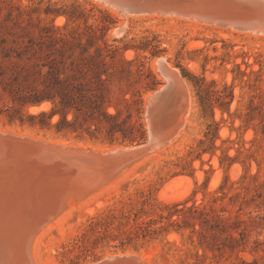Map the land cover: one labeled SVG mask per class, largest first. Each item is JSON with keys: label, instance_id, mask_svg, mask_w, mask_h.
I'll use <instances>...</instances> for the list:
<instances>
[{"label": "rangeland", "instance_id": "374dc122", "mask_svg": "<svg viewBox=\"0 0 264 264\" xmlns=\"http://www.w3.org/2000/svg\"><path fill=\"white\" fill-rule=\"evenodd\" d=\"M195 22L155 14L122 19L90 0H0V103L8 101L2 82L11 81V72L21 66L61 57L81 61L98 46L110 65L108 102L122 117L130 110L144 138L79 139L2 116L0 129L87 148L141 142L147 135L145 96L165 83L156 58L178 72L191 99L175 144L74 201L40 237V264H87L120 251L140 253L147 264H264V35ZM121 23L123 31L113 34ZM25 46L42 50L31 55ZM56 48L65 53L53 54ZM193 76L204 79L219 98L202 103ZM49 106L44 102L26 110ZM86 165L77 162L74 181L90 187L100 173ZM177 203L182 221L170 226L167 215ZM144 224L158 231L124 240Z\"/></svg>", "mask_w": 264, "mask_h": 264}, {"label": "trees", "instance_id": "16d2710c", "mask_svg": "<svg viewBox=\"0 0 264 264\" xmlns=\"http://www.w3.org/2000/svg\"><path fill=\"white\" fill-rule=\"evenodd\" d=\"M42 49L25 46L24 53L36 55ZM58 56L65 52L62 48L52 51ZM110 65L104 60L102 50L97 46L95 54L81 61L66 60L61 57L55 60L34 61L11 72V81L2 82V89L8 95L7 103H0V116L9 123H19L41 131H54L57 135H72L75 138L91 140L103 137L110 142L120 140L136 142L144 138L140 124H136L132 112L127 111L122 117L120 109L108 102L106 92L109 91L111 80ZM3 74V71L0 72ZM18 74V75H16ZM188 76L187 73H184ZM19 76L23 79L21 82ZM194 86L200 95L202 103H209L213 98L218 99L216 90L206 85L204 79L194 77ZM202 91V92H201ZM203 93V95L201 94ZM107 106H113L110 112ZM127 103L128 98H123ZM139 104L137 99H133ZM44 102H49L47 109L28 112L30 107H39ZM129 103V102H128ZM213 124H216L214 121ZM213 124H208L211 127ZM206 138H210L213 131L208 128ZM205 140H200L203 143ZM205 149H202V152ZM174 204L173 208L177 206ZM171 209L167 215L170 226H180V210ZM189 211H197L194 207ZM172 216L176 218L172 219ZM184 220V219H183ZM162 227V226H161ZM92 228V227H91ZM167 230V226L163 227ZM162 229V228H161ZM157 228L150 224L138 225L133 233L128 232L124 240L131 242L135 239H145L157 232ZM80 242L86 248L87 241L81 237ZM120 245H124L121 242Z\"/></svg>", "mask_w": 264, "mask_h": 264}, {"label": "bare ground", "instance_id": "6f19581e", "mask_svg": "<svg viewBox=\"0 0 264 264\" xmlns=\"http://www.w3.org/2000/svg\"><path fill=\"white\" fill-rule=\"evenodd\" d=\"M90 1H93L97 3L100 7L115 13L119 16V18L122 19H126L129 16L149 14L125 13L116 5H108L106 3L98 2L95 0ZM151 14L160 15L156 13ZM169 16L171 18L176 15ZM195 23L201 24L199 23V21ZM123 29L124 27L121 23L118 28L113 30V34L119 35L123 31ZM255 35L259 36L262 34L257 33ZM154 63H156L155 65H157V68L159 69L160 74L164 77L165 82L169 81L167 94L164 98L165 102H163L162 106H167L166 104L169 102L170 99L174 98L173 93H175V91L177 90H180L181 95L183 97L182 100H184L181 102V105L183 104V112L181 116L182 124L174 134V138L177 139L178 136H181V133L183 132V125L185 124V121H187L186 117L189 110V104H191V99L189 97L184 80L173 67L168 65V63L163 58H156ZM162 63H164V67L162 66ZM163 88L164 85H160L157 90L150 92L145 96L146 112H144V119L147 131L148 133H151V138L152 119L154 117L153 115H158L161 110L160 108L156 107L152 110V102L155 98V95L159 92V90ZM172 110L173 109H171L170 112H168L169 109L166 111V117L170 116ZM0 131L2 132L4 131V129H0ZM10 132L14 134H22L13 131ZM173 139H171L168 143L164 144V147H161L162 145H158L157 142H154V144H152V140L150 142L151 146H135L140 148L145 147L146 151L150 150V154H148V156L142 159L141 161L134 164L132 167L126 169L121 175L128 173L133 169V167L138 166L145 160L158 155L159 153H161L162 150L173 146L175 144V141H173ZM19 142L22 141H14L13 144H11V146L13 145L12 147L17 148L18 150L15 154H13V150H4L3 147L0 146V232H4L5 230L7 232L6 236H4L5 238H0V244L3 247H8L9 245H12V243L14 242L13 240H15V235L17 236L18 233V225L16 227L15 222L12 225L7 219V216L10 213L8 203H10L14 206H18L21 210L24 209V212L26 214H32L35 217L34 225H36V227L38 226L39 228L32 242L31 253L34 264H40L37 257L38 249L40 246V237L44 235V233H46L49 228H51L55 223L57 224V222L61 218L65 217V215L71 211L70 209H67L55 218L56 221L53 220L55 221L54 223L52 221L42 230V228L48 223V221L57 215L58 212L56 209V202H59L61 199H64V202L69 200H71L72 202L73 200H75L73 198L74 196L71 194L72 190L77 189L78 186H80L81 188L85 187L79 185L74 181L75 166L77 162L84 166H87L86 164H91V166H93L100 173V178L105 175V178L103 177V180H105L103 181L101 179L96 184V186H99L107 182L106 174H109V172L112 171L114 165L117 162V159L106 158L104 157V155L106 156L110 154L114 157H119V153H123L124 150L135 147L117 145L114 147H103L102 149H88L87 147L65 144L61 142H51L45 139H43V144L36 143L38 144L37 146H26L27 144L33 145L31 142ZM54 143H58V145H54ZM47 145L48 147L45 148ZM152 147H154L153 150ZM22 149H33V151L36 152H31L34 156H26L32 154L22 153ZM119 150H121V152H119ZM120 176H118V178ZM185 180L186 179H184V181ZM67 191L71 192L66 193L63 198L62 193H65ZM11 198L16 199V201L13 202ZM48 213H52V216L47 215ZM127 253L132 254L131 252ZM111 255L112 254H108L105 255V257Z\"/></svg>", "mask_w": 264, "mask_h": 264}, {"label": "water", "instance_id": "95a60500", "mask_svg": "<svg viewBox=\"0 0 264 264\" xmlns=\"http://www.w3.org/2000/svg\"><path fill=\"white\" fill-rule=\"evenodd\" d=\"M98 2L106 3L108 5H116L125 13H156L160 15H176L185 19H190L193 21H199L208 25H215L217 27L225 29H233L239 32H247L251 34H262L264 35V0H95ZM164 67V63H162ZM168 82H165L164 88L159 90L155 95V98L152 102V110L160 108V113L158 115H153L152 119V138L151 133L147 131L146 138L138 143L132 144H120L127 147L135 146H151L154 142H157L158 145H163L168 143L171 139L174 138L176 130L182 124V112L183 104L181 102L183 97L180 90L173 93L174 98L170 99L166 104L167 106L163 107L162 104L165 102V96L167 94ZM157 90V89H156ZM172 106L173 111L170 116L166 117V111ZM146 112V109L144 110ZM184 126V125H183ZM0 146L4 150L11 149L13 154L18 150L15 147H12L14 141L31 142L26 146H37L38 144H43V139L39 137H34L30 135L23 134H14L9 130L0 131ZM175 139V138H174ZM173 139V140H174ZM38 143V144H36ZM46 145V144H45ZM58 145V143H54ZM117 146V145H115ZM48 145L45 147L47 148ZM114 147V146H113ZM91 149V148H88ZM154 147H152V150ZM49 150V149H48ZM22 153L32 154L33 149H22ZM121 152V150H119ZM118 152V153H119ZM150 154V150L146 151L145 147H135L124 150L123 153H119V157H114L110 154L104 155L106 158L117 159L116 164L109 174H106V181L111 180L116 177L118 174L123 172L125 169L131 165L141 161ZM26 156H34L26 155ZM54 158V157H53ZM103 176V175H102ZM105 178V175L103 176ZM103 177L97 178L103 180ZM105 180V179H104ZM103 180V181H104ZM106 183V182H105ZM93 183L81 188L78 186L77 189L67 191L62 193L64 198L66 193H70L74 196L73 200L64 202V199L57 201L56 209L57 215L53 217L48 223L42 228V230L49 225L57 216L66 211L70 205L82 197H85L94 189ZM102 185V184H101ZM100 186V185H99ZM89 188L88 190H86ZM15 197V196H14ZM13 202L16 199L11 198ZM8 208L10 213L7 216L8 221L13 225L15 222L16 227L18 225V233L15 235V240L12 245L8 247H3L0 244V264H34L31 253V246L38 231V226L34 225L35 217L32 214H26L24 209H20L18 206H14L8 203ZM60 209V210H59ZM59 210V211H58ZM48 213L47 215H51ZM8 228V227H7ZM9 229V228H8ZM41 230V231H42ZM40 231V232H41ZM7 232L6 230L0 232V238H5ZM16 234V233H15ZM115 252L111 256L102 257L96 261L87 263V264H147L144 256L137 252Z\"/></svg>", "mask_w": 264, "mask_h": 264}]
</instances>
